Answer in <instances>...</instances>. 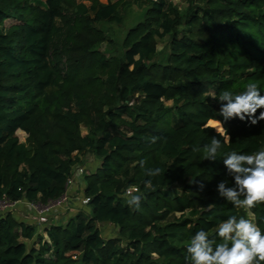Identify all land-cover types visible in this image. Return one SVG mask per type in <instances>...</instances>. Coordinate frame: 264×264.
Here are the masks:
<instances>
[{"label":"trees","instance_id":"obj_1","mask_svg":"<svg viewBox=\"0 0 264 264\" xmlns=\"http://www.w3.org/2000/svg\"><path fill=\"white\" fill-rule=\"evenodd\" d=\"M130 6L142 19L106 56L99 46L114 43L101 25H121ZM249 82L264 93V0H190L182 10L169 0H0V198L44 205L76 166L94 169L79 193L87 204L62 225L0 215V264H185L191 237L214 236L231 215L264 229V203L246 211L216 192L231 185L227 153L264 149V121H229L216 161L202 151L215 128L201 126L222 119L216 97ZM88 155L96 165H82ZM107 227L115 237L103 238Z\"/></svg>","mask_w":264,"mask_h":264},{"label":"clouds","instance_id":"obj_2","mask_svg":"<svg viewBox=\"0 0 264 264\" xmlns=\"http://www.w3.org/2000/svg\"><path fill=\"white\" fill-rule=\"evenodd\" d=\"M216 101L219 104L218 116L222 119L201 126L202 131L215 128V135H211L210 143L202 149L203 158L209 162L216 161L218 151L230 139L223 131V126L229 121L238 120L247 127L264 121V93L255 82L247 83L239 93L225 90L216 97ZM222 163L227 176L231 177V185L228 179L217 184L216 192L220 198L246 211L264 203V149L253 153L231 151ZM160 173L161 169L157 167L147 170L146 175L155 177ZM151 183L150 179L146 180L145 186ZM196 187L202 192L205 185L197 183ZM132 191L134 189L126 193L130 197L127 203L138 209L141 196L132 195ZM185 251V264H261L264 262V229L243 216L231 215L218 223L214 236L210 237L203 229L197 231Z\"/></svg>","mask_w":264,"mask_h":264},{"label":"built area","instance_id":"obj_3","mask_svg":"<svg viewBox=\"0 0 264 264\" xmlns=\"http://www.w3.org/2000/svg\"><path fill=\"white\" fill-rule=\"evenodd\" d=\"M85 171L86 169L84 167L76 166L66 181L64 194L58 199L49 201L44 205L25 201L12 203L5 197L0 198V215L18 213L24 210V218L34 222L35 225L39 226L41 229L51 225L64 224L69 218L68 214L75 210L78 203L80 206H84L88 202V199L81 198L79 194L85 185ZM131 189H128L125 195ZM134 191H132L131 194ZM20 218L23 217L20 216Z\"/></svg>","mask_w":264,"mask_h":264},{"label":"rangeland","instance_id":"obj_4","mask_svg":"<svg viewBox=\"0 0 264 264\" xmlns=\"http://www.w3.org/2000/svg\"><path fill=\"white\" fill-rule=\"evenodd\" d=\"M108 0H99V2L101 4H106ZM110 2H115V0H109ZM173 5L177 6L178 9L182 10L184 9L188 2L190 0H169ZM35 5H42L41 3L38 2H34ZM142 15H143V9H140L136 6H130L129 8L126 9V11L124 12V16H123V20H122V24L121 25H115V24H102L101 25V29L107 34L108 38L111 39V41H113V45L112 46H108L106 44H102L99 46L98 50L100 52H102L103 54H105L106 56L112 55V54H117L120 52V42L123 39L126 31L132 27L133 25H135L137 22H139L142 19ZM165 41L161 40V41H157L156 43V49L157 51H164L165 50ZM166 106H170V103H166ZM80 133L81 134H86L87 131L84 127H80ZM18 137L20 142L25 143V139L26 136L23 133H18ZM89 163L90 167L91 165H96V159L91 156L88 155L87 157H85L83 159V163ZM80 167H84L86 169L85 166H80ZM94 169L88 168L85 171V175L89 174L90 172H92ZM175 193H180L179 190H175ZM23 212L24 210H21L18 213H15L19 218L24 217L23 216ZM68 215H72L71 213ZM74 215V214H73ZM246 219H249L253 222V218L252 216L247 213L246 214ZM40 234L43 235L42 231L39 230ZM116 236V229L113 227H107L103 229V238L104 239H109L111 237H115ZM43 239H45V236L43 235Z\"/></svg>","mask_w":264,"mask_h":264},{"label":"crops","instance_id":"obj_5","mask_svg":"<svg viewBox=\"0 0 264 264\" xmlns=\"http://www.w3.org/2000/svg\"><path fill=\"white\" fill-rule=\"evenodd\" d=\"M25 215V212H23V216ZM24 218V217H23Z\"/></svg>","mask_w":264,"mask_h":264}]
</instances>
